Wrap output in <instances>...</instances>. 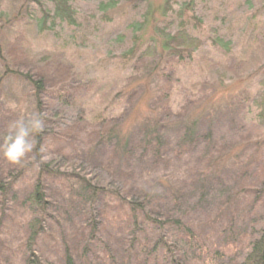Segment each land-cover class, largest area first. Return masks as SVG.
Wrapping results in <instances>:
<instances>
[{
	"label": "rangeland",
	"instance_id": "1",
	"mask_svg": "<svg viewBox=\"0 0 264 264\" xmlns=\"http://www.w3.org/2000/svg\"><path fill=\"white\" fill-rule=\"evenodd\" d=\"M105 1L74 2L76 23L67 26L57 22L54 34L59 38L55 35L26 38V47L34 53L57 49L72 70L63 91L68 100L59 103L52 98L50 111L60 116L48 115L54 123L49 126H54L52 130L57 133L67 126L77 129L67 142L79 151H70L71 155L67 156L76 157L82 170L100 176L102 184L109 189L119 188L127 176L125 183L131 191L130 197L139 201L159 181L175 186L174 197L170 188L157 189L149 206L151 216L165 221L179 220L191 235L176 226L146 225L141 223L142 219L132 235L131 224L119 217L116 203L110 201L106 206L102 202L97 204L93 214L98 236L89 238L86 218L90 217L85 218L80 204L70 202L65 190L55 188L59 194L56 199L60 204L59 224L49 223L36 244L37 254L43 264H66V252L74 264H240L250 241L264 227V159L258 146L264 138V129L243 109V99L253 96L258 88L257 68L264 56V0H114L113 8L104 10ZM28 3L0 0V12L12 17L23 13ZM47 6L51 8L50 4ZM161 7L168 13V20L158 17ZM180 15L184 22L188 21L189 32L203 42L193 60L185 65L162 60L140 64L135 61L126 67L118 64L119 56L129 46L144 50L160 45L164 33L178 31ZM193 16L201 23L191 19ZM155 23L157 35L152 29ZM133 31L137 39L132 38ZM118 35L125 36L123 42L116 39ZM14 36L13 30L5 27L0 41L7 59H15L18 71L21 63L13 46ZM209 37L230 42V53H222L224 50L213 45ZM161 75L168 76L164 80L166 87L172 88L174 102L170 123L162 133L167 149L163 160L155 164L141 150L120 170L116 163H105L106 156L102 154L85 160L81 149L89 127L86 114L80 121L81 111L88 113L103 107L107 97L120 89L127 78L132 81L151 78L148 90L158 93ZM51 78L59 80L56 75ZM80 80L88 84L87 89H78V100L85 99V105L75 108L70 105L69 95L75 92L72 88H77ZM225 89L230 91L228 95L213 99L214 95L224 94ZM0 100L1 141L11 121L35 112L30 89L24 81L8 80ZM128 101L120 99L117 108L124 110ZM198 112L202 114L196 115ZM188 118L198 120L197 144L193 150L174 158L173 149L186 129ZM208 133L212 134L210 141L205 139ZM233 149L238 153L235 159L233 156L221 163L220 175L205 180L197 179L196 174L192 176L218 154L220 157ZM0 159H5L2 153ZM5 161L11 168L18 166ZM20 221L15 216V221L7 227L0 225V264L25 263L26 232ZM161 239L172 244L169 247L172 253L159 243Z\"/></svg>",
	"mask_w": 264,
	"mask_h": 264
},
{
	"label": "trees",
	"instance_id": "2",
	"mask_svg": "<svg viewBox=\"0 0 264 264\" xmlns=\"http://www.w3.org/2000/svg\"><path fill=\"white\" fill-rule=\"evenodd\" d=\"M27 1L29 3L21 14L9 17L4 12H0V37L3 28L8 27L9 30H13L15 33L13 46L18 52L17 57L20 59L18 61L21 63L18 64L21 68L17 71L15 59L12 61L7 59L3 44L0 41V95L2 96L4 85L8 80L24 81L33 98L34 112L42 114L44 117V131L34 134V149L18 166L11 168L9 164L5 163V159H0V225L7 227L8 223L15 221V216L21 218L19 224L26 232L24 264H43L37 254L36 244L39 238L46 233L49 223L59 224L60 204L58 201L56 202L59 194L55 192V188L65 190L71 197L70 202L80 204V208L86 214L85 218L90 217L89 219L86 218L87 227L90 231L89 238L98 236L96 230L98 223L93 214L97 204L102 202V206H106L110 201L116 203L119 209V217H124L125 222L131 224L132 235H135L136 227H139L141 219V223L146 225L149 224L158 228L166 225L176 226L191 235L190 230L179 220L165 221L151 216L149 206L152 205L151 199L157 189L163 186L170 188L172 189L170 190L171 197H174L177 196L176 190L173 189L175 186L169 187L167 186L168 182L159 181L148 189L149 192L141 200L136 201L130 197L131 191L125 183L127 176L119 188L112 190L102 184L100 176L82 170V166L77 164L79 160L76 157L69 158L67 156L70 151H79L73 144L69 145L67 142L68 136L71 133L74 134L77 129H72L73 126H67L64 131L57 133V130H52L54 123L49 121L48 115H53L54 118L60 116L51 113L50 104L52 98L59 103L65 102L67 97L63 91L67 87V79L72 75L70 64L57 49L52 52L38 51L34 53L29 47H26L28 42L26 38L38 35L44 37L55 35L59 38L57 33L54 34V27L57 22L67 26L75 25L76 10L73 4L77 0ZM105 2L104 10L113 8L114 0H106ZM47 4H50L51 8ZM166 4L165 6L168 5ZM159 9L158 17L168 20L166 16L168 13L164 12L165 9L163 7ZM180 16L181 28L176 32L164 33L160 45L148 46L144 50L141 47L129 46L119 56L118 64L121 66L123 63L126 67L135 61L140 64L142 61L150 63L162 60L174 61L176 65H185L193 60L196 53L202 48L203 42L201 39L195 38L192 32H189L188 21L184 22L182 15ZM154 19L153 21H155ZM191 19L198 20L196 16ZM198 21L201 23L200 19ZM152 29L154 34L158 32L156 23ZM134 31L137 29L134 28ZM134 31L132 38L137 39ZM122 37L125 36L118 35L116 39L123 42ZM209 38L213 45H217L225 51L222 53H230V42L221 41L219 37ZM260 65L257 68L258 71L260 70L257 91L253 96L243 99V109L246 108L252 121L264 129V56ZM136 69V71L139 70ZM53 70L55 73L52 72ZM49 74L56 75L59 78L58 82L54 81V78H51ZM77 77L79 78V74ZM167 77L161 75L157 87L158 93L148 90L147 85L151 78L145 77L139 81H132L127 78L120 89L118 88L107 97L103 107L94 108L88 113L80 110V115H82L79 118L80 121L86 114L89 127L86 130L85 141L82 142L83 158L85 160L92 159L102 154L106 156L105 163H116L119 170L140 150L142 155L151 156L155 164L163 160L167 149L162 133L170 123L174 105L172 88L166 87L164 80ZM87 87L88 84L80 80L77 88H72L75 92L69 95L71 106L79 108L85 105V99H82L83 102L78 100L80 95L78 89H87ZM138 90L139 92H137ZM229 93L230 91L225 89L224 94L219 97L214 95L213 99L216 100ZM90 99L88 98V100ZM120 99L129 100L128 107H124V110L117 108L116 103ZM197 114L201 115L202 113L198 112ZM50 123L51 126H49ZM197 123V119H186L184 124L186 129L184 128L183 135L180 136L176 148L173 149L174 158H179L195 148L198 138V135L195 134ZM211 136L212 134L208 133L205 139L210 141ZM2 144L3 139L0 141V145ZM258 146L261 147L262 158L264 159V138L259 141ZM236 153L238 151L233 149L226 155L219 157L218 154L217 157L213 158L215 159L213 162H209L201 171H195L192 176L195 177L196 174L197 179L204 178L205 180L220 175L221 163L233 159V156L235 159ZM25 186L27 188H24ZM159 243L172 253L169 248L172 244L165 243L163 239L159 240ZM248 246V252L240 264H264V227L258 231V236L251 240ZM66 264H74L68 252H66Z\"/></svg>",
	"mask_w": 264,
	"mask_h": 264
},
{
	"label": "clouds",
	"instance_id": "3",
	"mask_svg": "<svg viewBox=\"0 0 264 264\" xmlns=\"http://www.w3.org/2000/svg\"><path fill=\"white\" fill-rule=\"evenodd\" d=\"M13 110L15 107L13 106ZM44 131L42 114H29L11 121L0 145V153L11 164L21 163L34 149L33 136Z\"/></svg>",
	"mask_w": 264,
	"mask_h": 264
}]
</instances>
